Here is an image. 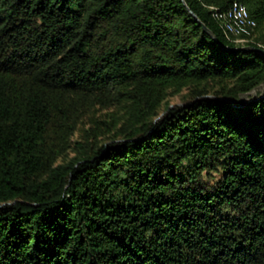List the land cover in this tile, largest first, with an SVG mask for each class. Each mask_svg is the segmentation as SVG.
<instances>
[{"label": "trees", "instance_id": "1", "mask_svg": "<svg viewBox=\"0 0 264 264\" xmlns=\"http://www.w3.org/2000/svg\"><path fill=\"white\" fill-rule=\"evenodd\" d=\"M185 1L0 0V264H264V0Z\"/></svg>", "mask_w": 264, "mask_h": 264}, {"label": "bare ground", "instance_id": "2", "mask_svg": "<svg viewBox=\"0 0 264 264\" xmlns=\"http://www.w3.org/2000/svg\"><path fill=\"white\" fill-rule=\"evenodd\" d=\"M212 16L218 21L223 32L239 46H247L252 41L257 22L250 16L248 7L238 1L233 2L227 9L210 5Z\"/></svg>", "mask_w": 264, "mask_h": 264}, {"label": "rangeland", "instance_id": "3", "mask_svg": "<svg viewBox=\"0 0 264 264\" xmlns=\"http://www.w3.org/2000/svg\"><path fill=\"white\" fill-rule=\"evenodd\" d=\"M206 88L209 90V93L204 95L205 97H217V91H219L220 87L215 86V84H210L208 86H206ZM261 94H264V85L261 86L259 89L253 90L250 94H242L240 95V102H244L246 100H248L249 98H253L256 96H259ZM196 96V90H194L193 87H188L185 88L182 92L178 93V94H174L168 97V99L161 105V107L158 110V114L155 117V120H159L160 118H162L163 116H165L168 113V110L170 108H176L178 106H183L185 105L188 101L192 100L194 97ZM200 98V97H197ZM219 98L224 99H230L225 95L220 96ZM233 101V100H232ZM109 112V110L107 109H102L100 111H98L97 115L98 116H102L103 118L104 116ZM115 131H113L112 133L105 135L104 137L101 138V143L102 144H108L111 143L115 140ZM81 139V132L77 133V135L74 137V142H73V148L70 149V151L67 153V157H74L75 156V148L77 146V141H79ZM65 159H61L58 163V165H61Z\"/></svg>", "mask_w": 264, "mask_h": 264}, {"label": "water", "instance_id": "4", "mask_svg": "<svg viewBox=\"0 0 264 264\" xmlns=\"http://www.w3.org/2000/svg\"><path fill=\"white\" fill-rule=\"evenodd\" d=\"M184 1V4L188 7V9L191 11V13L195 16V18L197 19L198 22L202 23L204 29L206 30V32L213 38L215 39L221 46H224L223 43L221 42V40L217 37V35L206 25L204 24L200 18L191 10V8H189V6L187 5V2L185 0ZM237 50H242V51H255V52H258L260 54H264V48H261V47H254V46H251V45H247V46H242V47H239V48H236ZM224 100L226 101H230V102H233L231 101L230 99H227V98H224Z\"/></svg>", "mask_w": 264, "mask_h": 264}, {"label": "built area", "instance_id": "5", "mask_svg": "<svg viewBox=\"0 0 264 264\" xmlns=\"http://www.w3.org/2000/svg\"><path fill=\"white\" fill-rule=\"evenodd\" d=\"M211 12H215L216 13V11H211Z\"/></svg>", "mask_w": 264, "mask_h": 264}]
</instances>
